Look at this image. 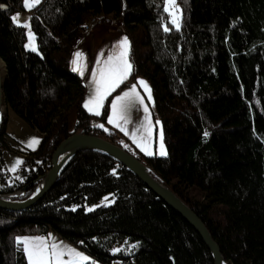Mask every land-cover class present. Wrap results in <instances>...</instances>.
<instances>
[{"label": "trees", "instance_id": "trees-1", "mask_svg": "<svg viewBox=\"0 0 264 264\" xmlns=\"http://www.w3.org/2000/svg\"><path fill=\"white\" fill-rule=\"evenodd\" d=\"M177 28L165 0H0V58L7 107L42 136L7 170L6 118L0 122V194L43 175L71 134L103 137L147 163L203 220L229 264H264V0H176ZM30 12L38 50L26 47ZM118 19L129 35L132 70L125 87L149 80L167 155H147L83 105L85 83L70 55L84 24ZM168 30H165V29ZM77 112L74 130L71 110ZM100 119L106 127L95 124ZM207 133V135H205ZM36 185H30L27 196ZM110 196L113 202L98 205ZM55 232L86 252L84 264H214L201 234L134 172L91 150L75 155L57 184L23 211L0 209V264H28L19 235ZM131 249L113 253L115 246Z\"/></svg>", "mask_w": 264, "mask_h": 264}, {"label": "water", "instance_id": "water-1", "mask_svg": "<svg viewBox=\"0 0 264 264\" xmlns=\"http://www.w3.org/2000/svg\"><path fill=\"white\" fill-rule=\"evenodd\" d=\"M0 60L3 61L2 58ZM4 67L5 74L0 68V93L3 94L5 108H7L4 89L9 77L5 62ZM2 113H0V117ZM84 150L105 154L128 167L201 234L213 255L214 264H229L221 251L220 245L214 239L203 220L179 194L159 178L151 166L122 146L103 137L90 135L83 131L75 132L61 141L52 155L50 168L43 175L13 193L0 194V209L16 212L36 205L57 184L62 173L75 155ZM30 185L36 186L34 191L27 196Z\"/></svg>", "mask_w": 264, "mask_h": 264}, {"label": "crops", "instance_id": "crops-1", "mask_svg": "<svg viewBox=\"0 0 264 264\" xmlns=\"http://www.w3.org/2000/svg\"><path fill=\"white\" fill-rule=\"evenodd\" d=\"M17 14H19L18 22L28 26L31 13L19 12ZM125 36L128 37L131 46L130 37L124 30L118 32L109 30L105 27H97L88 33L81 32L80 35L77 37L71 50L69 62L71 70L77 73L82 78L86 86L83 105H85V102L88 101L90 97L95 95L98 82L99 86L103 90L104 84L101 79V72L104 71L105 73H107L109 69H114L122 65L124 58H120L121 48L119 46V42ZM78 52L81 54L79 57L76 56V53ZM109 57H112L113 59L110 63L106 65L105 62L108 61ZM126 59L131 64L130 48L128 50V55ZM74 60L76 61V63H73ZM130 74L122 83L119 84L118 87L115 88L114 91L111 92L110 95L105 98L103 106L98 111L99 113H101L105 102L109 100L110 104L109 113L107 116V124L119 129L126 135L127 138H129L131 142L136 145L137 148L147 154L145 148L143 149V145H140L137 139H139V135L145 133V129L143 128V126L148 123L151 118H154L156 120L157 114L154 110L152 99L149 98V95L143 91L141 86L136 84V82L140 79L139 77L136 79L135 82L129 83L125 87L121 88V85L128 81ZM133 85H135L139 97L143 98V103H140L139 99L136 100V102L131 106V108L127 112L128 123H125L124 121H119L121 127H117L115 124L108 122L109 117L112 115V103L115 101L117 96H121L124 92L129 91V89ZM145 106H147V111L144 110ZM88 112L97 115L94 111L88 110ZM122 128L124 130H122ZM50 233L55 232L51 231L49 232V234ZM55 234L58 235L57 233ZM88 257L91 259L89 255Z\"/></svg>", "mask_w": 264, "mask_h": 264}, {"label": "rangeland", "instance_id": "rangeland-1", "mask_svg": "<svg viewBox=\"0 0 264 264\" xmlns=\"http://www.w3.org/2000/svg\"><path fill=\"white\" fill-rule=\"evenodd\" d=\"M25 8H26V10H30L33 7H26L25 6ZM166 9H168V10H166ZM165 10L170 14L171 20L173 19V16H175L177 18V21H178L179 26H180L182 13H181L180 7L176 4V2H175V6H169L168 0H165ZM27 35H28V40L26 43V47L28 49L32 50V48L28 47V45L34 44L36 50H38V45L36 42L35 33L33 32V30L29 26H27ZM139 78L140 79L136 82V84L141 86L143 91L149 95V92L146 91L144 89L143 85L140 84V81L147 82V85L149 86V88L151 90V99L154 103L153 91H152V87H151L149 80L143 76H140ZM102 111H103V109H102ZM102 111H101V113H102ZM99 115H97V116H99ZM3 116H5V118H6V128H7V134H8L7 139H8V143L10 146V148L4 152V159H5L7 170L11 173V176L17 177L18 176L17 171H18V168L20 167V165L22 163L23 156H24L23 152H29V151H34V150L38 149L41 145V142H42V136L37 130H35L31 126V124L28 121H26L24 118L17 115L11 108H8V107L4 108L2 116L0 117V122H1V118ZM76 122H77V112H76V109L73 108L71 110L70 116H69V128H70V130H74ZM94 122L97 125H103V127L107 126L106 123H104L100 119H95ZM148 124H149V126H148ZM143 128L145 129V133H142L141 135L138 136L139 139H137V141L139 142V144L143 145V149L144 148L147 149V151H146L147 155H148V152H151L152 155L162 156V155H160V152H161L160 133H161V130L163 131V127H162L161 119L158 116V114H157L156 120L154 118H151V120L148 123H146L143 126ZM33 138H38L39 143L32 144L31 142H32ZM30 144H31V146H29ZM163 144H164V150L167 152V145H166V141H165V137H164V132H163ZM13 168H15L14 171H13ZM105 198H107V199H105ZM105 198L101 201L100 204L90 206L89 209H94L97 206L102 205V204L109 205L113 202L112 197L107 196ZM18 237H28V238H30V243L34 242V238H36V237H44V238H46V242L49 245L54 242L58 245H61L62 247L75 248L77 251L82 252L85 256L88 257V255L83 250H81L77 246L71 244L70 242L62 239L61 237H59L55 233H50V234L48 233L46 235H28V234H26V235H19ZM19 241H21V240H19ZM21 242L24 245V252L26 255L27 263L30 264L29 259H28V254L25 250L26 247H28V245H26L23 241H21ZM131 247H132V244L125 243L122 246H115L112 251H113V253L119 252L121 250L128 252L131 249ZM117 249H119V251H116ZM64 259L69 260L71 258L68 257L67 255H65ZM89 260H90V258L87 261H83L82 264L87 263ZM116 264H123V263L121 262V260H119Z\"/></svg>", "mask_w": 264, "mask_h": 264}, {"label": "snow or ice", "instance_id": "snow-or-ice-1", "mask_svg": "<svg viewBox=\"0 0 264 264\" xmlns=\"http://www.w3.org/2000/svg\"><path fill=\"white\" fill-rule=\"evenodd\" d=\"M175 2L176 0H168L169 6H175ZM40 3L41 0H24L26 7H34ZM12 19L13 21L18 22L19 14L13 16ZM172 23L175 24L177 28L179 27V23L175 16H173ZM165 30L168 29L166 28ZM119 46L121 48L120 58H124L122 65L114 69H109L107 73L104 71L101 72V79L104 84L103 90L99 86L98 82L95 95L90 97V99L86 101L84 105L85 108H87L89 111H94L97 115L100 114L98 110L103 106L105 98L127 78L132 68V65L126 59L128 50L130 48L128 37H123V39L119 42ZM28 47H31L33 51L36 50L34 44H29ZM80 55L81 54L79 52L76 53L77 57ZM112 59V57H109L108 61L105 62L106 65L110 63ZM73 63H76V61L74 60ZM140 84L143 85L144 89L149 92V98H151V90L147 85V82L140 81ZM138 99L140 103H143V98L139 97L135 85H133L129 91L124 92L123 95L117 96L115 101L112 103V115L109 117L108 122L115 124L117 127H121L119 121L128 123L127 112ZM144 110L147 111V106H145ZM100 126L103 127V125ZM122 130L124 129L122 128ZM205 135H207V133H205ZM160 140V155H167V152L164 150L162 130L160 133ZM31 143H39L38 138H33ZM29 146H31V144ZM145 151H147V149H145ZM148 155H152V153L148 152ZM14 170L15 168H13V171ZM89 210L91 211V209ZM17 239L28 245L25 250L28 254L30 264H82L83 261H87L89 259L82 252L77 251L75 248L62 247L61 245H58L54 242L49 245L46 242V238L44 237H36L32 243H30V238L28 237H18ZM116 251H119V249ZM65 255L71 259L65 260Z\"/></svg>", "mask_w": 264, "mask_h": 264}, {"label": "built area", "instance_id": "built-area-1", "mask_svg": "<svg viewBox=\"0 0 264 264\" xmlns=\"http://www.w3.org/2000/svg\"><path fill=\"white\" fill-rule=\"evenodd\" d=\"M97 27H105L112 31H123V27L118 19L104 17V16H95L89 19L83 26L82 32L88 33ZM24 157H28V154H24Z\"/></svg>", "mask_w": 264, "mask_h": 264}, {"label": "bare ground", "instance_id": "bare-ground-1", "mask_svg": "<svg viewBox=\"0 0 264 264\" xmlns=\"http://www.w3.org/2000/svg\"><path fill=\"white\" fill-rule=\"evenodd\" d=\"M0 68L1 70H3V74H5L4 62L2 60H0ZM4 108H5L4 97L3 94L0 93V113L3 112Z\"/></svg>", "mask_w": 264, "mask_h": 264}]
</instances>
